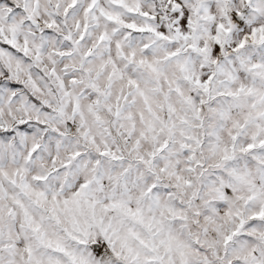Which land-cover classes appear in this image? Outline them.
Returning <instances> with one entry per match:
<instances>
[{
  "label": "snow or ice",
  "instance_id": "6c2138e0",
  "mask_svg": "<svg viewBox=\"0 0 264 264\" xmlns=\"http://www.w3.org/2000/svg\"><path fill=\"white\" fill-rule=\"evenodd\" d=\"M0 264H264V0H0Z\"/></svg>",
  "mask_w": 264,
  "mask_h": 264
}]
</instances>
